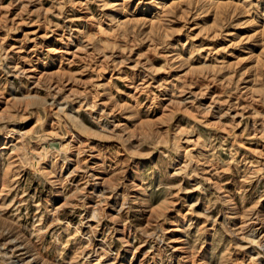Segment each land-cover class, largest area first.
<instances>
[{"label": "rangeland", "instance_id": "1", "mask_svg": "<svg viewBox=\"0 0 264 264\" xmlns=\"http://www.w3.org/2000/svg\"><path fill=\"white\" fill-rule=\"evenodd\" d=\"M0 264H264V0H0Z\"/></svg>", "mask_w": 264, "mask_h": 264}]
</instances>
